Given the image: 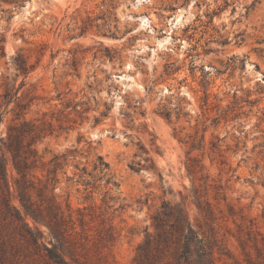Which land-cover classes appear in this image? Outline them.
Wrapping results in <instances>:
<instances>
[{"label": "rangeland", "instance_id": "374dc122", "mask_svg": "<svg viewBox=\"0 0 264 264\" xmlns=\"http://www.w3.org/2000/svg\"><path fill=\"white\" fill-rule=\"evenodd\" d=\"M6 91L30 103L22 117L40 136L29 178L43 191L30 194L62 212V264H134L166 201L195 226L197 202L209 203L240 262L229 208L264 234V0H0V138L19 113ZM189 157L204 166L193 179ZM37 230L50 247L48 228ZM34 234L30 217L0 213V264H57Z\"/></svg>", "mask_w": 264, "mask_h": 264}, {"label": "trees", "instance_id": "16d2710c", "mask_svg": "<svg viewBox=\"0 0 264 264\" xmlns=\"http://www.w3.org/2000/svg\"><path fill=\"white\" fill-rule=\"evenodd\" d=\"M13 61L16 70L27 76L29 69L32 67L27 60L18 54L13 58ZM24 85L25 83L21 84V86ZM3 96L5 99L4 103L8 102V100L11 101L14 96L19 113L12 123L8 125L6 136L0 138V213L10 217L13 221L14 218L23 220L24 216L30 217L35 224V231L38 233V235L30 236L32 244L39 251H45V256L49 259L55 260L57 264H62L64 261L60 248L62 247L63 239L68 234V230L64 227L65 220L62 212L51 200L46 203L43 199H40L41 203L37 204L30 194L31 191L35 190L38 193V197L41 198L43 192L41 188L36 189L29 178L30 171L37 162V152L33 149V145L40 136L34 125L22 117L23 113L21 111H25L30 106V103L23 104L19 101L17 94L11 95L10 91H6ZM2 115L3 112L0 109V122L3 118ZM165 116L167 118L168 115ZM213 122L215 123V120ZM204 139L205 135L203 134L200 142L203 143ZM195 147V141L193 140L190 144L189 152L195 150ZM199 147L203 148L201 145ZM211 147L215 149L216 143H212ZM140 150L148 155L143 147ZM7 154L10 156L12 164L20 177L15 180V188L24 215L12 203L6 174ZM54 159L58 158L55 157ZM188 161L186 170L193 179L198 172H202L204 166H201L200 170L197 171L192 164L193 159L189 157ZM97 167L108 169L109 165L101 156H98ZM50 174H54V171H51ZM51 180L53 181L54 178H51ZM109 181L110 179H107V183ZM113 184L117 186L116 182H113ZM215 189V199H218L221 187L216 186ZM222 200L225 201L226 198L223 197ZM206 206V208L202 207L200 201L197 202L198 211L203 216L204 222H198L195 226L190 222L182 203L163 202L161 207L151 216L150 227L152 232L146 230L143 241L136 249L133 263L219 264V258L226 255L233 258L235 264H264V234L258 231L255 224L252 221L246 223L243 217H241V222L237 223L229 208V215L237 227L236 234L230 233V236L236 240L243 256L240 262L229 251L226 253L227 233H220L216 224L217 219L210 204L206 203ZM38 224H44L48 228L50 242H52L50 247L42 240L43 234L40 232L39 235Z\"/></svg>", "mask_w": 264, "mask_h": 264}]
</instances>
